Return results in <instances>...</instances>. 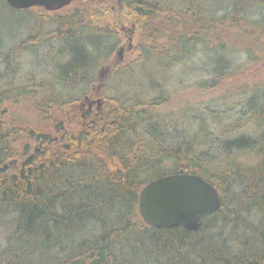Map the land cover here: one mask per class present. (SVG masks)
<instances>
[{
    "label": "trees",
    "instance_id": "16d2710c",
    "mask_svg": "<svg viewBox=\"0 0 264 264\" xmlns=\"http://www.w3.org/2000/svg\"><path fill=\"white\" fill-rule=\"evenodd\" d=\"M74 1L85 8L64 17L43 15L48 22L36 17L32 38L0 64L1 80L10 69L6 62L20 49L44 45L52 59L58 53L65 58L51 79H22V85L0 92V225H13L0 264H264V86L221 96L220 108L156 113L170 96L163 88L170 70L191 59L200 45L211 53L238 48L237 41L227 45L220 35L226 26L243 22L239 34L250 42L246 50L261 57L264 47L255 36L264 27L251 16L264 0H226L220 17L213 15L219 2L210 0H117V25L133 24L141 41L137 57L125 66L114 64L116 69L110 58L117 55L120 31L117 25L101 26L103 0ZM227 66L224 58L216 60L217 74L200 88L233 80ZM108 73L127 89L104 100L100 126L68 125L67 113L84 96L98 90L104 96ZM22 103L28 104L25 113L39 114L26 131L11 124ZM41 112L55 115L50 128L59 130L56 140L31 128L40 127ZM230 112L236 118L226 123L222 118ZM249 153L256 157L253 164L244 159ZM178 174L209 182L220 209L202 218L197 231L147 226L137 209L140 190Z\"/></svg>",
    "mask_w": 264,
    "mask_h": 264
},
{
    "label": "rangeland",
    "instance_id": "374dc122",
    "mask_svg": "<svg viewBox=\"0 0 264 264\" xmlns=\"http://www.w3.org/2000/svg\"><path fill=\"white\" fill-rule=\"evenodd\" d=\"M107 1L110 2H108L107 4L104 3V7H101L102 13L99 10L97 15L103 16V18L100 19L101 26H108L113 28L118 24L117 20L119 14L117 13L118 10L115 9L117 0ZM210 1L219 2V8H217V6H213L215 8L213 12V15H215V17H220L227 11V6H224L226 5V0ZM80 8H85V5H81L80 2L78 4L76 1H74L69 6L57 12H46L44 10L42 11V9L39 10L37 8H32L29 12H26L23 10L12 9L8 5H6L3 0H0V64L1 61L5 60V54L9 55V52L11 50H14L15 47L20 48V45L28 41L29 37L30 39L32 38V36L34 35V31L30 29V27L39 25L38 19L36 17L41 16V20L48 22L47 18L43 17V15H48L52 18H54L56 15L58 17H64ZM251 19L259 22L262 21L264 27V3L261 5L259 12L255 11L252 14ZM236 24L237 25L235 26L237 29L235 27L226 26V29H223L226 33L222 34V31L220 35L223 36V39L225 40L227 45H229L232 41H237L234 44L235 46L237 45L238 48H236L235 50H231L230 52L219 53L218 51H214L213 53H211L208 50L206 51L200 45L195 55L191 59H189L185 63L175 65L170 70L168 80L164 81L165 84L163 87L166 93H169L170 96L165 101V103H162L159 108L156 109V113L158 115L164 117L165 115H169V113H179L181 111H185L189 114H194L197 111L202 112L206 110V108L214 109L217 106L218 108H220L221 96H232L234 94H237V92L240 93L242 88L244 90L248 86H264V51L261 57H259L258 52L246 50L247 44L250 45V42H248V39L243 37L242 34H239V28H241L244 23L238 22ZM121 25L122 24H120V26ZM117 26L118 29H116V31H120V40L117 46V50L122 46H124L126 49L131 47V50L122 52L121 59L117 57L114 52V54L110 58L112 63V65L110 66L111 69H116L114 62L121 63V66H125L133 61L138 55L136 47L141 41L139 31L129 33L130 28L123 29L124 26ZM126 33H128L129 37L132 38L131 40L126 39ZM213 34L214 31L212 32V35ZM256 37L257 36H255V39H260L262 46L264 47V33L260 34V36H258L257 38ZM53 44L55 45V43ZM126 45H128V47H126ZM205 45H207V43H205ZM48 51L50 54L47 56ZM51 52L52 50L49 46L39 45L35 49H23L22 51L20 49V51L17 53L15 52L14 55L11 54V60H9V62H6V66L10 68L6 71L8 72V74L4 75V78L2 77L3 79L0 80V92L4 91L5 89H11L22 85V83L26 81H22V79L28 78L29 80H31L32 78H35L34 81L51 79L55 71L54 67H57L65 61V58H62L63 54L61 53H58L57 55V57L59 55L60 57H58L57 59H52ZM47 57L49 59L51 57V59L48 61ZM223 58L226 60V62L229 63V66L226 67V70L234 72L233 80L230 79L229 81L225 78L218 86H216L212 90H208L206 89V87L200 88L199 83L201 81L203 82L210 78H213L215 74H217L214 71L216 67V60L220 61ZM4 68L5 67L3 65H0V74H4ZM109 73L105 75L106 88L104 90L105 93H102V96L104 94V96L102 97V99L104 98L103 100H108V98L114 97L116 95L115 93L120 91L121 88H123L124 90L127 89L122 87V80L118 79L117 77L109 78ZM99 74V76H103L102 73ZM136 83H140L139 80H137ZM124 85L127 86L125 82ZM80 90L81 88H78L70 92L75 94ZM155 96L156 94H154L153 91L147 94V98L151 100ZM24 108H28V104L25 106L22 103L17 106V108H15L13 112L14 119L15 117H17L16 120L14 121L13 119V121H11L10 119L11 124H13L14 126L16 125V129L20 131L21 129L23 131H26L28 127L36 124L37 120L39 119V114L34 113L31 109L30 111H28V113H25ZM41 115L40 116L42 122L40 123V127L31 128H37L41 131L44 130V133H47L51 138L58 136L57 132L55 133L54 129L50 128L52 127L51 119H55V115L50 113L46 115L43 112H41ZM229 115H231L230 118L226 119V117H223L222 120L228 123L236 118L235 112H230ZM22 120L24 121L23 124L19 123V121ZM178 120L179 118L176 121ZM208 120L209 119H207V121ZM213 126L214 125H212L211 127ZM195 127H197L196 124L191 125V129H194ZM245 130L249 131V129L247 128ZM24 138L23 141L25 142V144L29 143L33 147L34 141L29 140L28 136L25 135ZM14 146L18 147L19 143L14 144ZM244 159H246L245 161L248 162L247 164H253L256 157L249 153L246 154ZM15 165V163L11 164L9 162V168L11 170L14 169ZM231 193L237 195V188L233 186V188L231 189ZM9 222L7 221L6 223H2L0 225V254L6 250L9 244L8 239L10 236V230L13 227V225ZM19 250L20 252L22 251L21 249Z\"/></svg>",
    "mask_w": 264,
    "mask_h": 264
},
{
    "label": "water",
    "instance_id": "95a60500",
    "mask_svg": "<svg viewBox=\"0 0 264 264\" xmlns=\"http://www.w3.org/2000/svg\"><path fill=\"white\" fill-rule=\"evenodd\" d=\"M15 10L33 7L56 12L74 0H3ZM121 50L118 55L121 54ZM221 207L217 190L206 180L188 174L168 175L146 183L138 195L137 209L142 221L153 228L182 226L197 231L205 216Z\"/></svg>",
    "mask_w": 264,
    "mask_h": 264
},
{
    "label": "flooded vegetation",
    "instance_id": "af4514ba",
    "mask_svg": "<svg viewBox=\"0 0 264 264\" xmlns=\"http://www.w3.org/2000/svg\"><path fill=\"white\" fill-rule=\"evenodd\" d=\"M110 1L107 0H103L102 1V7H104V3H108ZM113 3V2H112ZM117 3V2H116ZM118 19H119V15H118ZM119 27H120V20H119ZM129 29V28H128ZM134 30V25L132 24L130 26L129 29V33H133ZM127 34V40H131L132 38L129 37V34ZM126 47H128V45H126ZM129 51L131 50V47L126 49L124 46L119 47V49L117 50L119 51ZM121 52V53H122ZM117 57H119L121 59V54H117ZM115 65H117L116 62H114ZM102 76V75H101ZM103 77V76H102ZM95 89H100V87H95ZM100 91H96L91 92L88 96H84L81 101H79L78 103H76L74 105V109L70 110L67 113V118H69L68 120V125H70L71 127H97L100 126V124H98V122H102L104 120V112H103V107L105 106V101L102 99V97H100ZM64 123L61 121L59 124V127H63ZM55 127V126H53ZM62 129V128H60ZM55 133H59V130H54ZM49 138H51L50 136H48ZM53 140H56L57 136L53 137Z\"/></svg>",
    "mask_w": 264,
    "mask_h": 264
},
{
    "label": "bare ground",
    "instance_id": "6f19581e",
    "mask_svg": "<svg viewBox=\"0 0 264 264\" xmlns=\"http://www.w3.org/2000/svg\"><path fill=\"white\" fill-rule=\"evenodd\" d=\"M9 164V163H8Z\"/></svg>",
    "mask_w": 264,
    "mask_h": 264
}]
</instances>
